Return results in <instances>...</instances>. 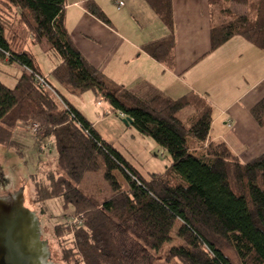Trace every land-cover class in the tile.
I'll use <instances>...</instances> for the list:
<instances>
[{
    "label": "trees",
    "instance_id": "obj_1",
    "mask_svg": "<svg viewBox=\"0 0 264 264\" xmlns=\"http://www.w3.org/2000/svg\"><path fill=\"white\" fill-rule=\"evenodd\" d=\"M148 1L168 33L143 47L173 67L172 1ZM65 3L0 0V60L26 69L14 87L0 81V146L24 154L16 130L20 124L38 125L36 142L43 146L29 175L34 201L44 209L49 201L60 202L82 220L55 225L56 233L69 224L75 234L74 244L62 251L63 261L264 264V153L244 163L225 142L212 141V105L199 94L144 95L114 82L76 47L65 24ZM85 5L111 23L95 1ZM209 5L212 50L239 35L264 50V0H209ZM28 41H46L60 59L52 74L66 91L47 76L56 94L38 83L42 73L33 55L23 51ZM85 91L132 118L129 126L167 151L172 158L167 170L146 177L102 137L68 98ZM186 107L193 111L182 119L179 112ZM250 110L264 126V99Z\"/></svg>",
    "mask_w": 264,
    "mask_h": 264
},
{
    "label": "crops",
    "instance_id": "obj_2",
    "mask_svg": "<svg viewBox=\"0 0 264 264\" xmlns=\"http://www.w3.org/2000/svg\"><path fill=\"white\" fill-rule=\"evenodd\" d=\"M88 1L92 0H66L64 17L76 47L93 66L114 82L144 95L158 93L175 98L189 92L199 94L212 105L209 133L212 141L225 142L244 163L264 153V126L253 118L250 110L264 99V50L240 35L212 50L209 0H171L177 34L173 67L158 61L143 47L168 33L151 2L118 0L125 3L120 7L115 0H93L109 16L111 23L107 24L87 10ZM40 46L49 51L47 56L55 62L45 73L35 61L39 71L66 91L52 74L60 59L46 41ZM11 64L13 74H5L15 85L26 69L18 63ZM79 97L68 98L98 128L103 118L91 119L86 107L78 104ZM115 115L125 118L120 113Z\"/></svg>",
    "mask_w": 264,
    "mask_h": 264
},
{
    "label": "rangeland",
    "instance_id": "obj_3",
    "mask_svg": "<svg viewBox=\"0 0 264 264\" xmlns=\"http://www.w3.org/2000/svg\"><path fill=\"white\" fill-rule=\"evenodd\" d=\"M235 9L242 10L238 5ZM218 16L215 20H218ZM47 50V49H46ZM25 51L35 57V61L43 66L45 73L55 62L54 58L48 57V52L40 44L35 46L31 41L26 42ZM45 67V68H44ZM13 74L14 67L9 62L0 60V81L5 85L14 87L13 79L8 78L5 73ZM76 99V98H75ZM100 101L101 103H98ZM80 106H85L86 113L94 121L97 118H103L97 124L105 138L123 154L126 160L134 165L143 175L149 177L156 172L167 170L172 162V158L166 152L164 153L150 137L141 136L135 126H129L109 108L104 100L99 99L92 91H85L77 98ZM191 113V108L186 107L179 112V117L186 119ZM16 139L25 143L24 154H16L15 151L4 146H0V195H6L12 191L21 189L22 181L25 183L24 198L25 204L32 210H37L42 221L43 239L48 238L52 259L66 264L62 259V251L74 244V230L69 226L65 227L61 233H56L55 225L59 222L71 220L70 217L75 214L69 210H64L60 202L49 201L47 208L34 201V187L30 179V174L36 169L39 160V150L43 146L36 142L37 134L33 130V125L20 124L15 133ZM47 159L52 155L48 154ZM47 155V156H48ZM59 258V259H58Z\"/></svg>",
    "mask_w": 264,
    "mask_h": 264
},
{
    "label": "water",
    "instance_id": "obj_4",
    "mask_svg": "<svg viewBox=\"0 0 264 264\" xmlns=\"http://www.w3.org/2000/svg\"><path fill=\"white\" fill-rule=\"evenodd\" d=\"M130 125L132 118L123 119ZM21 189L0 195V264H62L52 259L50 242L43 239L37 210L28 208ZM59 259V258H58Z\"/></svg>",
    "mask_w": 264,
    "mask_h": 264
},
{
    "label": "built area",
    "instance_id": "obj_5",
    "mask_svg": "<svg viewBox=\"0 0 264 264\" xmlns=\"http://www.w3.org/2000/svg\"><path fill=\"white\" fill-rule=\"evenodd\" d=\"M115 1H116V3H119L120 7L125 4V3H123V1H118V0H115ZM36 79H37L38 83H40V85H42L43 87L49 89L54 94H56V92L53 89L52 85H49V82H48L47 77L45 75L39 73V74L36 75ZM63 105H64V107H67L64 102H63ZM120 114L123 115L122 113H120ZM123 116L125 117V115H123ZM37 129H38V125L34 124L33 125V130L38 131ZM70 219H71V222H73V223H76V224H81L82 223V220L80 218L76 217V216H72V217H70ZM73 236L74 237L72 239L75 242V234Z\"/></svg>",
    "mask_w": 264,
    "mask_h": 264
}]
</instances>
